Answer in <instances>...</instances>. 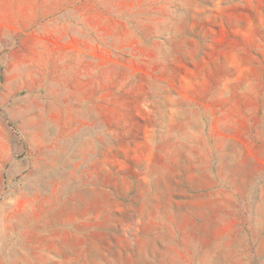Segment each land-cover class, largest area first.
<instances>
[{
    "label": "rangeland",
    "instance_id": "1",
    "mask_svg": "<svg viewBox=\"0 0 264 264\" xmlns=\"http://www.w3.org/2000/svg\"><path fill=\"white\" fill-rule=\"evenodd\" d=\"M0 264H264V0H0Z\"/></svg>",
    "mask_w": 264,
    "mask_h": 264
}]
</instances>
